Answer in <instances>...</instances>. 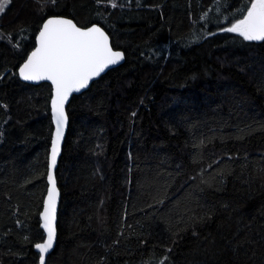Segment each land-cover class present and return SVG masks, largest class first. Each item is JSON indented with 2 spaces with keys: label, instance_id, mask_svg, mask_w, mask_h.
<instances>
[{
  "label": "trees",
  "instance_id": "obj_1",
  "mask_svg": "<svg viewBox=\"0 0 264 264\" xmlns=\"http://www.w3.org/2000/svg\"><path fill=\"white\" fill-rule=\"evenodd\" d=\"M250 0H8L0 13V264H38L50 85L18 67L50 16L124 62L67 107L45 264H264V41ZM219 21V22H218Z\"/></svg>",
  "mask_w": 264,
  "mask_h": 264
},
{
  "label": "snow or ice",
  "instance_id": "obj_2",
  "mask_svg": "<svg viewBox=\"0 0 264 264\" xmlns=\"http://www.w3.org/2000/svg\"><path fill=\"white\" fill-rule=\"evenodd\" d=\"M8 0H0V13L5 11ZM236 33L244 41H264V0H250L243 19L230 27L222 29ZM37 47L19 69L20 76L26 81H50L54 87L51 101L53 120L56 125L52 141L48 171L49 188L44 201L43 227L47 231L44 243L36 245L40 252L41 264L53 247L56 236L55 220L58 191L53 169L60 152V142L67 120L64 105L70 93L79 92L89 80L98 76L109 65L123 59L122 53L113 51L108 37L99 27L81 30L71 20L49 19L37 37Z\"/></svg>",
  "mask_w": 264,
  "mask_h": 264
},
{
  "label": "water",
  "instance_id": "obj_3",
  "mask_svg": "<svg viewBox=\"0 0 264 264\" xmlns=\"http://www.w3.org/2000/svg\"><path fill=\"white\" fill-rule=\"evenodd\" d=\"M67 19V20H71L77 27H79L81 30H87L88 28H91L93 26L95 27H99L101 29V31L104 32V34L108 37V42H109V46L113 49L112 45H111V40H110V37L108 36V34L99 26V25H96V24H93V25H90V26H87V27H80L78 26L72 19L68 18V17H63V16H50L48 18H46L37 34H36V37H35V47L34 49L26 56L25 60L23 61V63L18 67L17 69V75L19 77V80L23 83H26V84H29V85H39V84H43V83H46L48 85H50L51 87V95H50V99H49V114H50V120H51V125H52V131H51V137H50V142H49V148H48V154H47V172H46V185H47V188H46V192H45V195H44V198H43V201H42V206H41V211L39 213V227L41 229V231L43 232V240L40 242V243H37L36 245L38 244H42L46 241L47 239V231L44 229L43 227V219H42V215L41 213L43 212V207H44V201L46 200L47 198V191H48V188H49V182H48V171H49V164H50V157H51V148H52V141H53V138L55 136V132H56V125H55V122L53 120V114H52V105H51V101H52V98H53V95H54V87L53 85L51 84L50 81H26L24 80L20 74H19V69L23 66V64L27 61L28 57L31 55V53L36 49V47L38 46L37 45V37L39 35V32L42 30L43 28V25L47 22V20L49 19ZM113 51H118L120 53H122L123 55V59L120 60L117 64H114V65H109L107 68H105L98 76H94L92 77L87 86L80 89L79 92H72L70 93L69 95V98L68 100L65 102V105H64V109H65V115L67 117V120H66V123H65V126H64V134H63V137L61 138V142H60V152H59V155L57 157V163H56V166L55 168L53 169V176H54V179H55V182H56V187H57V191H58V197H57V205H56V220H55V228H56V225H57V215H58V211H59V205H60V200H61V192H60V189L58 187V183H57V179H56V169H57V166H58V162H59V159H60V155H61V152H62V147H63V143H64V139H65V136H66V132H67V129H68V124H69V118H68V115H67V107L70 103V100L73 96H77V95H80L82 94L83 92H85L86 90H88L90 88V86L92 85V83H94L95 81H97L98 79H100L103 75H105L109 70L111 69H114L116 67H118L119 65H121L123 62H124V59H125V54L123 51L121 50H115L113 49ZM56 238H57V228H56V236H55V239L53 241V247L47 252L44 254L45 256V263H46V260H47V257L48 255L53 251L54 247H55V244H56ZM36 245L34 246V251L38 254V264H41V261H40V252H39V249L36 247Z\"/></svg>",
  "mask_w": 264,
  "mask_h": 264
},
{
  "label": "rangeland",
  "instance_id": "obj_4",
  "mask_svg": "<svg viewBox=\"0 0 264 264\" xmlns=\"http://www.w3.org/2000/svg\"><path fill=\"white\" fill-rule=\"evenodd\" d=\"M219 22V21H218Z\"/></svg>",
  "mask_w": 264,
  "mask_h": 264
}]
</instances>
